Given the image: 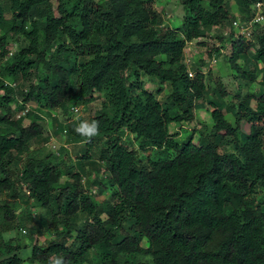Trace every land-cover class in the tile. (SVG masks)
<instances>
[{
    "label": "trees",
    "instance_id": "16d2710c",
    "mask_svg": "<svg viewBox=\"0 0 264 264\" xmlns=\"http://www.w3.org/2000/svg\"><path fill=\"white\" fill-rule=\"evenodd\" d=\"M255 1L177 0L185 13L171 27L154 0H0V235L36 222L31 199L46 216L23 228L33 240L25 261L0 236V264L55 255L69 264H264V24L249 39L232 30ZM213 31L220 46L207 55L223 54L239 78L236 107H226L220 78L211 86L210 70L185 62L187 42L206 46ZM97 97L98 135L86 141L79 121L64 122L84 143L74 164L65 149L34 153L43 125L28 103L71 110ZM206 103L210 127L181 140L170 133ZM13 108L27 111L17 118ZM93 155L105 172L86 185L79 170ZM104 180L111 192L99 203L90 189Z\"/></svg>",
    "mask_w": 264,
    "mask_h": 264
},
{
    "label": "rangeland",
    "instance_id": "374dc122",
    "mask_svg": "<svg viewBox=\"0 0 264 264\" xmlns=\"http://www.w3.org/2000/svg\"><path fill=\"white\" fill-rule=\"evenodd\" d=\"M154 7L158 10H161L163 12V24H168L171 27L177 26L182 22V17L185 13V10L183 7L177 2V0H154L153 3ZM236 12V10H235ZM229 28L226 27L224 29L225 34L229 33ZM216 33L215 31L209 32V36H211L208 39V43L205 46L198 45L195 43V41H189L186 44L185 47V58L188 60L189 58L194 60L193 63H197L198 65L201 64V68L203 72H207V70H210V81L211 86H214L213 80L216 78H220L221 83L223 84L227 94L223 98L226 107H236L238 105V98L235 96L237 90H238V84H239V78H235L234 71H232L229 67V64L225 57H223V54L221 56L217 57L215 61H212L214 57L211 58L208 57L207 52L209 48L212 46L211 44H218L217 37H215ZM10 47H13V52L16 51L18 47V43H16V39L13 38V36L10 38ZM221 52H224V49H221ZM251 52V51H250ZM240 64H243L241 60H239ZM262 64L259 63V66ZM194 74V73H193ZM8 80V79H7ZM260 81L253 82L249 85V87H246L243 83L240 84V90L243 93L247 89H256L258 86H260ZM145 87L148 90L153 91L155 86L149 82L146 83ZM264 87V85H263ZM166 91V90H165ZM162 93L158 95V97L161 99ZM100 97H97L93 101L89 102L87 106H76L79 109V113L73 114V112L69 109V105L66 110L58 109V110H51L47 109L44 106H34L33 104L28 103V109L34 110L35 112H38L41 119V124L43 125V133L42 137L39 138L37 141H35L32 145V150L34 153H37L36 155L43 156L47 153H54V154H60L61 156L64 154L62 151L63 149L66 150L65 156L67 157V161L71 164H74L77 159L80 157L81 154H83L84 150V143L81 141H76L73 139H70L68 134L62 131L63 126H65L64 122L68 120H75L79 121L81 119H87L90 120L96 113V110L99 108V102ZM71 105H73V102ZM69 103V104H70ZM70 105V106H71ZM16 109L13 108V114L17 113L15 112ZM210 105L206 103L205 107H200L195 110V118L194 122L192 123H182V124H175L171 123L169 125V131L172 134H177V139H183L185 138L191 131L193 126H196L200 128L201 126H211V120H210ZM226 113V111H225ZM79 116V119L76 117ZM225 117L233 122V117L230 113H226ZM14 118V117H13ZM27 121H24V124H26ZM128 137V136H127ZM131 138V137H130ZM136 144V143H135ZM149 153L148 149L140 150V157L145 159L144 157L146 154ZM166 152H163L161 157H165ZM60 158V157H59ZM82 170H79L82 177V183L87 185V182L90 181L96 174L98 178L100 179L102 176H104L105 167L102 161L97 159L96 155H93L90 159L85 161ZM65 180V176L61 177V182ZM104 186L102 190H99L97 185H93L91 187L92 194L94 195L97 202L101 203L106 197L110 194V187L108 183L104 180ZM28 206L31 209L32 214L37 216L36 222H27L25 227H19V229H15L9 232L2 233L0 236H2L3 239L10 241L13 245H18L19 249L17 251V255L25 261L27 256L29 255L31 246L33 244V240L27 235V233H22L20 230L30 227V225H33L36 223V225H41L45 220L46 216L43 209L39 208L34 204V201L31 199ZM24 205H21V208L18 209V215H23L25 213ZM33 216V215H32ZM124 230L129 229V224H125ZM53 236L50 232L47 233V235H40L38 238V241L40 243H45L46 240L51 239ZM27 264V263H26Z\"/></svg>",
    "mask_w": 264,
    "mask_h": 264
},
{
    "label": "built area",
    "instance_id": "2783aa9c",
    "mask_svg": "<svg viewBox=\"0 0 264 264\" xmlns=\"http://www.w3.org/2000/svg\"><path fill=\"white\" fill-rule=\"evenodd\" d=\"M252 16L250 19L247 20H241L240 18H236L232 21V30L236 36H242L245 39H249L252 36L253 29L257 25H263L264 24V0H257L255 1L251 6ZM215 61V58L212 60ZM185 62L187 65H190L194 62L191 58L188 60L185 58ZM189 76H193V71L190 70L188 73ZM28 108V107H27ZM27 109L17 112L16 117H20L25 115ZM71 111L73 114L79 113L78 107L74 106L71 108ZM22 233H25V230H20Z\"/></svg>",
    "mask_w": 264,
    "mask_h": 264
},
{
    "label": "clouds",
    "instance_id": "9594fccd",
    "mask_svg": "<svg viewBox=\"0 0 264 264\" xmlns=\"http://www.w3.org/2000/svg\"><path fill=\"white\" fill-rule=\"evenodd\" d=\"M0 94H3L0 92ZM79 119V116L76 117ZM99 121L92 119V120H87V119H81L79 120L78 125L75 128V131L77 134L83 136L85 140H89L96 135L99 134ZM48 264H69V261L65 260L64 257L55 255V256H50L48 260Z\"/></svg>",
    "mask_w": 264,
    "mask_h": 264
}]
</instances>
